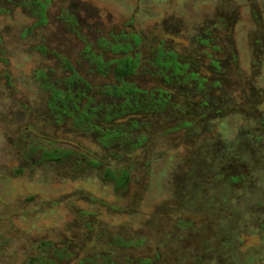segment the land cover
I'll list each match as a JSON object with an SVG mask.
<instances>
[{
	"label": "rangeland",
	"instance_id": "obj_1",
	"mask_svg": "<svg viewBox=\"0 0 264 264\" xmlns=\"http://www.w3.org/2000/svg\"><path fill=\"white\" fill-rule=\"evenodd\" d=\"M0 264H264V0H0Z\"/></svg>",
	"mask_w": 264,
	"mask_h": 264
},
{
	"label": "trees",
	"instance_id": "obj_2",
	"mask_svg": "<svg viewBox=\"0 0 264 264\" xmlns=\"http://www.w3.org/2000/svg\"><path fill=\"white\" fill-rule=\"evenodd\" d=\"M114 49H118L123 47L122 44L115 43L112 45ZM173 52L169 54L166 50L162 49V47L158 51V56L156 59L157 65H163L166 68L175 67L174 72H180L181 67L180 64L176 62V59L173 58ZM166 56V59L163 58ZM136 59L132 60L128 55L119 56L115 58V63L117 65L118 71H116L114 81L108 87L111 94L125 96L126 101L124 105V109L127 108L128 111H135L137 107L143 106V102H139L137 100L143 88H138L136 83L133 80L127 79L126 73H130L133 69ZM138 97V98H137ZM139 102V103H138ZM206 103V102H205ZM131 128L137 125V122L133 119L130 120V123H124L123 126Z\"/></svg>",
	"mask_w": 264,
	"mask_h": 264
}]
</instances>
